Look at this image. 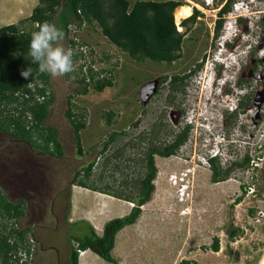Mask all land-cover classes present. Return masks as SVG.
Segmentation results:
<instances>
[{
  "label": "rangeland",
  "instance_id": "1",
  "mask_svg": "<svg viewBox=\"0 0 264 264\" xmlns=\"http://www.w3.org/2000/svg\"><path fill=\"white\" fill-rule=\"evenodd\" d=\"M183 1L191 3L189 0ZM190 1L201 5V0ZM220 1L215 0L212 8L200 10L196 22L188 24L187 28L180 25L184 18L179 24L174 22L176 30L185 33L181 56L171 64L157 63L148 58L143 61L132 59L102 36L94 24L85 23L81 28L74 26V23L68 25L69 37L83 43L80 50L84 57L76 61L74 73L69 78L49 74L53 103L45 119V124L57 132L63 146V156L28 154L22 150L27 144L0 130V182L8 180L6 184L19 192L20 197L27 199V215L20 222L22 227L35 226L33 236L37 237L39 244L33 264H70L68 234L84 236L88 233L82 226L75 230L74 225L69 227L67 223L70 184L77 169L95 160V177L102 172L100 180L95 178L97 185L108 187L111 191L123 190L124 193L134 194L132 180L142 171L137 152L148 143L147 138L141 141L135 138L143 133L148 135L157 119L164 125L159 134L161 141L166 140L172 132L166 103L168 78L193 69L202 55L206 58L215 50V46L219 47L215 37H212L215 21V11L212 10L219 7ZM37 2L0 0V27L28 16ZM255 3L264 8V0H256ZM239 12L244 11L241 8ZM227 20L232 22L230 18ZM52 23L63 30L57 20ZM260 28L252 21L249 27L252 33L242 35V47L235 48L233 53L239 52L243 56L253 49V54L260 56L264 52L262 48L257 49ZM62 43L68 48L66 38ZM81 64H84L83 72L87 71V66L94 71H102L97 77L110 78L113 85L96 92L92 90L94 82H90L88 94H77L81 84L77 81L76 73ZM165 76L167 79H164ZM192 79L187 80L188 86L184 89L188 93V100L184 103L187 105L186 115L193 107L199 106L200 122L205 117L210 120L219 116L225 104L219 99L220 110L212 109L210 112L204 99L202 102L199 99L201 93L203 98L207 97L210 89L206 90L201 85L196 94L191 88ZM146 85H153L154 91L143 102L140 92ZM69 95L73 96L72 101L77 107L74 110L80 109L86 114V127L80 131L85 152L82 156L77 155L73 130L64 115ZM228 104L231 103L228 101ZM261 109L262 118L258 124L252 125L243 115L236 119L237 126L230 132L234 139L239 140H235L236 143L229 148L230 154L217 161L221 170L229 168L225 180L211 181V167L203 148L207 143L204 134L199 131L195 133L191 130L187 145L175 155L154 157L157 168L154 191L149 202L141 207L142 213L136 223L127 225L117 233L111 251L116 264H181L184 260L192 264H262L264 215L255 220L257 211L264 209V104ZM108 112L112 114L110 124L107 123ZM241 124L253 130V136L250 132L243 133L238 127ZM113 131H123L124 134H120L100 154L103 143L108 141ZM131 139L135 140L138 148H126L122 156L111 157L119 146ZM245 154L250 157L247 167H237L232 163L241 161ZM128 156L130 160L125 159ZM107 157L110 161L102 168ZM226 158L229 161L226 162ZM251 159L255 160L256 166H251ZM177 176H183L187 182L185 187L178 188ZM249 187L254 191L250 193ZM10 198L17 200L19 197L10 194ZM128 206L132 207L133 203L129 202ZM235 228H238L236 235L228 237L227 231ZM214 238L218 239L217 252L210 249ZM79 259L81 264H86L85 261L88 264H111L91 253Z\"/></svg>",
  "mask_w": 264,
  "mask_h": 264
},
{
  "label": "trees",
  "instance_id": "2",
  "mask_svg": "<svg viewBox=\"0 0 264 264\" xmlns=\"http://www.w3.org/2000/svg\"><path fill=\"white\" fill-rule=\"evenodd\" d=\"M230 2L231 0H228L222 6L219 14L230 10ZM183 5H187L183 0H135L134 2L129 0H38L28 17L0 27V130L51 156L60 157L62 155V146L56 131L45 124L49 107L53 103L49 74L40 73L37 65H33L28 58L31 33L37 30L36 26L38 24L45 21L52 23L54 20L59 22L65 31L68 48L74 50V65L79 58L84 57V54L79 50V46L83 43L76 42L69 37L68 25L71 23H74L77 28H81L85 23L96 25L102 36L136 61H143L148 58L157 63L171 64L181 56L185 33V31L179 32L176 30L177 26L174 24L175 16L173 12ZM200 14L201 12L197 8H193L192 14L184 18L180 25L187 28L188 24L196 22ZM220 22L221 20L218 19L216 34H218ZM83 66L84 64H81L76 73L77 81L81 84L80 90L76 91L77 94H88L90 82H94L92 90L96 92H101L113 85L110 78L97 77L102 71H94L91 66H87V71L83 72ZM29 67H32L33 74L25 79L21 76V71ZM72 73L74 71L66 74V77L69 78ZM164 79H167V77L165 76ZM34 81H39L42 84V87H35L36 93L44 94L45 90H50L49 97L41 102L35 101L32 96L33 92L27 88L28 83ZM169 83L171 86L182 90L186 84L183 77L178 74L173 75L172 81L170 80ZM19 90L27 92L29 98L20 100L19 97L14 96V92ZM72 99L73 96L69 95L64 115L73 130L77 155L82 156L85 152L81 143L80 131L86 127L84 120L86 114L83 110H74L77 107ZM27 113L31 115V120H28ZM111 117V112H108V124L111 122ZM163 127L164 125L161 124L156 132L150 127L148 135L143 133L135 138L138 141L148 138V144L146 147L138 149L137 152V160L142 171L138 177L132 180L134 194L124 193L123 190L111 191L108 187L97 185L96 180L102 178V172L95 177L93 171L95 160L76 171L72 184L131 202L133 206L128 214L108 220L104 224L100 236L92 229L84 236L68 234L70 264H79L75 243L77 248L89 249L108 263H117L111 255V251L115 246L116 234L127 225L136 223L142 213L141 207L149 202L154 191L153 181L157 173L154 157L165 158L175 155L179 146L187 139L186 134L182 133L180 139L173 145H156L153 137L159 135L164 129ZM120 134H124V132L113 131L109 135L108 141L103 143L100 154L104 153L109 144L113 143ZM126 148L134 149L138 148V145L134 139H131L119 146L111 154V157L122 156L126 152ZM125 159L130 160L131 158L128 156ZM109 161L110 158L107 157L102 168ZM208 161L211 167L210 179L212 182L227 179L226 175L229 168L221 170L217 159L212 158ZM249 161L250 157L245 154L241 161L232 163L237 167L245 168L249 165ZM239 200L240 198L237 199V201ZM22 204L25 203L22 201L17 203L8 201L0 190V217L20 219L24 214ZM69 212L70 204L68 200L66 214H69ZM34 228V225H30V227H25L23 232L30 231L34 235ZM237 231L238 228L227 231L228 237L233 238ZM23 232H20V235H23ZM35 239L37 241L36 236ZM8 249L9 244L6 236L0 233V264H8ZM210 249L213 252L219 250L217 238L213 239ZM181 264H192V262L184 260Z\"/></svg>",
  "mask_w": 264,
  "mask_h": 264
},
{
  "label": "flooded vegetation",
  "instance_id": "3",
  "mask_svg": "<svg viewBox=\"0 0 264 264\" xmlns=\"http://www.w3.org/2000/svg\"><path fill=\"white\" fill-rule=\"evenodd\" d=\"M214 1L211 0V3L206 5L201 0V5H198L200 8L197 9L204 11L205 8H212ZM222 1H220L216 10H212L215 11L212 37H215L219 47L215 46V50L211 54H207L206 58L202 55L200 61L197 62L193 69H189L188 72L180 76L183 77L186 83L184 89L188 86L187 80L190 78H193L191 88L196 94H198L197 90L201 85L206 90L207 88L210 89L207 97L203 98L202 93L199 96L200 102L204 99L203 102L205 101L206 106L208 105L211 109L209 110L210 112L212 109H219V99L222 100L225 106L220 111L219 116L213 120L212 117L210 120L205 117L203 121L212 122L214 128L209 127L210 130L220 134L221 137L230 138L235 142L239 138L234 139L230 131L237 126L236 121L240 115H243L245 120L249 119L252 125L258 124L262 118L261 108L264 104V52L260 56H256L253 54L254 50L250 49L241 56L239 52L233 53V50L240 45L242 47V35L252 33L249 29L252 21L261 26L258 34L257 49H264V8L260 4H256V0H231L230 10L219 14L222 6L228 2V0H225L221 4ZM196 5V3L191 5V14ZM241 8L244 11L243 13L239 12ZM227 18L232 19L231 24H229L230 21H225ZM218 19L221 22L218 34H216ZM172 76L168 78V94L166 96L172 132L164 141L160 140V135L153 137V141L156 145L169 146L178 141L182 133H185L187 139L179 146V149H181L187 145L191 130H194L195 133L199 131L203 135L201 130H203L202 126L204 127V125L200 122L202 118L199 116V106L193 107L186 115L187 105L184 103L185 100H188V93H185L184 89H177L170 85L169 81H172ZM179 96L181 97L179 98ZM233 99L234 102H232ZM228 101L231 104H228ZM183 104L185 105L184 107ZM160 125L161 123L157 119L151 127L156 132L159 130ZM238 127L243 133L250 132V135L253 136V130H248L246 125L241 124ZM246 148L248 149L249 147L246 146Z\"/></svg>",
  "mask_w": 264,
  "mask_h": 264
},
{
  "label": "clouds",
  "instance_id": "4",
  "mask_svg": "<svg viewBox=\"0 0 264 264\" xmlns=\"http://www.w3.org/2000/svg\"><path fill=\"white\" fill-rule=\"evenodd\" d=\"M229 24L231 23L229 22ZM36 28L37 30L31 33L28 58L33 65H37L38 71L40 73H48L53 77H61L74 71L73 56L75 53L72 48H65L63 46L62 42L65 39L64 31L57 28L54 23L47 21L38 24ZM32 74V67L21 71V76L25 79L29 78ZM202 124L206 127L204 128L202 126L204 139L207 143L206 145L204 144L203 147L207 152V161L212 158L221 161V158L229 153V148L234 142L232 139L221 137L220 134H216L213 130H210L209 127L214 128L212 122L208 123L207 121H202ZM227 161L229 160L226 158V162ZM177 177L178 188L185 187L187 182L183 176ZM258 214L264 215V209Z\"/></svg>",
  "mask_w": 264,
  "mask_h": 264
},
{
  "label": "crops",
  "instance_id": "5",
  "mask_svg": "<svg viewBox=\"0 0 264 264\" xmlns=\"http://www.w3.org/2000/svg\"><path fill=\"white\" fill-rule=\"evenodd\" d=\"M190 15L191 14H189L188 16H190ZM28 16H26V17H28ZM23 18H25V17H23ZM23 18H20V19H23ZM20 19H18V20H20ZM17 21H15V22H17ZM15 22H13V23H15ZM9 24H12V23H8L7 25H9ZM18 141H20L21 143H25L21 140H18ZM25 144H27V143H25ZM61 146H62V144H61ZM22 150L27 151L28 154H31V155L42 154V155L51 156L50 154H48V153H46V152H44L38 148L30 147L28 144L25 146V149H22ZM63 152L64 151H63V146H62V155L60 157L63 156V154H64ZM52 157H58V156L54 155ZM39 171L41 172V169H39ZM76 171H75V173H76ZM37 172H38V170H37ZM75 173H74V175H75ZM8 176H9V174H8ZM7 181L8 180L4 179V182H0V190L8 201H10L12 203H17V202L22 201L25 203L24 204V210H23L24 214H23V216L20 217V220H21V219L25 218L27 215V213H26V209L28 206L27 199L20 197L21 195L19 192H16L9 184H6ZM3 183H5V184H3ZM10 194H12L14 196L17 195L19 198L17 200H12L10 198ZM128 203H129L128 201H124V200L115 198L113 196H110L108 194H104V193H101L98 191H93V190L78 186L76 184H72V182H71V184H70V195H69L70 212H69V216L67 219L68 226L70 227L71 225L72 226L74 225L75 230L80 229L82 226V227L87 229V232H89L92 229L97 235L100 236L103 232V226L108 220L112 219L114 216L121 217V216H124V215L129 213L131 206H128ZM112 207H115V209H113ZM25 227H30V226H25ZM72 230H73V228H72ZM87 253H91L94 255V253L92 251H90L89 249H86L83 256H85ZM83 256H81L80 258H82ZM78 261H79V264H81L80 259H78ZM85 263L88 264L87 261H85Z\"/></svg>",
  "mask_w": 264,
  "mask_h": 264
},
{
  "label": "built area",
  "instance_id": "6",
  "mask_svg": "<svg viewBox=\"0 0 264 264\" xmlns=\"http://www.w3.org/2000/svg\"><path fill=\"white\" fill-rule=\"evenodd\" d=\"M203 3L206 5L210 4L211 0H203ZM195 7L199 8L198 5H196ZM73 39L75 40V38ZM75 41L78 42V40H75ZM79 50H80V46H79ZM36 86L42 87L41 82L39 81L29 82L27 85V88H29L33 92L32 96L35 101L41 102L49 97L51 89L45 90L44 94H38L35 92ZM14 96L19 97L20 100H22V98H26V99L29 98V94L27 92H23L22 90L14 92ZM27 118L28 120H31V115L29 113H27ZM251 166H256L254 159H251ZM249 190H250V193L254 191L253 188H250ZM260 211L261 210L257 211L256 217H255V220L257 221L263 216V215L258 214ZM23 230H24V227H22L20 219L15 220L13 218L0 217V233L6 236L7 243L9 244V249L7 252V263L8 264H33L34 262L37 245H38L37 241L30 231L23 232ZM20 232H23V235H20L21 234ZM74 246L76 247L78 258L83 256L85 253V250L77 248L76 243Z\"/></svg>",
  "mask_w": 264,
  "mask_h": 264
},
{
  "label": "bare ground",
  "instance_id": "7",
  "mask_svg": "<svg viewBox=\"0 0 264 264\" xmlns=\"http://www.w3.org/2000/svg\"><path fill=\"white\" fill-rule=\"evenodd\" d=\"M189 2H191L190 4H193L192 1L189 0ZM190 4L180 6L175 10L174 16H175V22L177 24H179L181 19L186 18L189 14H191ZM262 264H264V260H263Z\"/></svg>",
  "mask_w": 264,
  "mask_h": 264
},
{
  "label": "water",
  "instance_id": "8",
  "mask_svg": "<svg viewBox=\"0 0 264 264\" xmlns=\"http://www.w3.org/2000/svg\"><path fill=\"white\" fill-rule=\"evenodd\" d=\"M174 13V12H173ZM153 85H146L145 87L142 88L140 92V97L143 102L147 101L149 96L152 94L153 90Z\"/></svg>",
  "mask_w": 264,
  "mask_h": 264
}]
</instances>
